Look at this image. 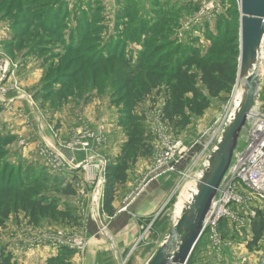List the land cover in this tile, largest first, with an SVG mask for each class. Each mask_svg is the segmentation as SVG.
Instances as JSON below:
<instances>
[{"label":"rangeland","instance_id":"rangeland-1","mask_svg":"<svg viewBox=\"0 0 264 264\" xmlns=\"http://www.w3.org/2000/svg\"><path fill=\"white\" fill-rule=\"evenodd\" d=\"M67 1L70 10L79 1L86 4L102 2L106 8L105 24L106 26L109 24L110 34L113 33L112 20L115 18L120 0ZM214 1H219L221 4L219 14L230 15L235 11L236 5L234 6L231 0ZM152 2L145 4L140 14H149L150 17L154 8L151 6ZM164 2L170 5L177 2L181 5L187 3L197 5L194 10H174V14L170 15L173 20L170 23L173 32L169 33L171 37L168 36V39L175 40L174 46H181L182 49L194 46L205 54V51L213 45L209 33L214 35V38H222L224 28H219L218 15L200 26L195 27L189 24L200 8L196 0H164ZM236 2L239 10L238 1ZM5 8L0 10V59L9 65L10 74L0 85V150H3L0 153V179L6 168L7 177L11 176L13 181L21 178L27 166L30 170L37 167L32 174H37L40 171L38 168H47L46 173L52 177H59L65 183L61 186L59 182L51 181L50 183L44 179L46 191L43 195L57 201L62 209L65 206L71 207L79 217V225L68 224V222L63 224L49 218L36 224L30 222L23 213H12L5 228H0V256L2 250H6L14 254L11 264H46L48 259L57 256L59 249H54L48 242L36 245L35 241L61 236L72 246L77 243L83 244L82 250H72L75 255L70 262L76 264L77 258L85 253L88 242L94 237L93 233L97 230L96 224L106 221L103 210L106 170L108 165L116 163L123 154L128 140L127 129L130 124L122 120L126 102L116 103L120 95L114 96L117 86L113 84L116 80L113 72L110 70L105 72L107 77L103 76L100 80V75H93L92 71L87 72L85 68L81 71L74 69L75 79L70 81L69 88L63 89L62 92L51 89L52 94H61L59 98L53 99V95L47 98L46 96L50 93L47 84L51 83L57 74L56 66L64 62L69 57V53L63 50L60 43L47 44L42 51L31 52L29 46L34 42L31 40V37H35L34 33H40L42 38L47 37V33L32 29L25 37H20L19 31L15 33L13 30L15 27L13 16L7 18L9 10ZM167 8L168 6L161 7L162 10ZM16 9L14 13L11 12L15 17L19 14ZM157 10H160V7ZM164 12L154 18L163 17ZM238 25L237 33H233L232 29L229 37L237 35L240 44V20ZM168 39L162 42L165 43ZM129 49L131 51H128V55L131 56L127 58L131 57L134 60L138 59V52L143 50L140 44H132ZM177 56H171V60L174 61ZM101 82L104 85L101 86ZM50 86L53 88L52 85ZM198 87L207 94L206 88L200 81H198ZM238 91L239 85L236 83L229 92H222L212 98L210 107L202 115L188 112L187 124L179 129H173L161 120L165 88L159 95H156L158 93L154 91V95L148 97L136 109L139 113L145 112L146 120L143 123L146 131L151 134L153 154L149 158L139 159L131 169L135 171L142 168L139 173L141 177L139 190H145L156 182L164 184L167 195L162 211L168 213L172 222L171 227L174 225L181 205L188 203L196 187H193L188 196H185V191L189 190L190 185H196L197 179L193 175L196 173L200 175L207 151L213 149L219 139L218 130L222 124L223 115L236 107ZM5 97L10 101H4ZM246 131L244 130L241 134V145L244 144ZM169 142L181 143V149L175 150L171 161L177 169L173 172L168 166L157 165L158 161L164 162L165 147L170 146ZM77 154H83L85 158L81 162H75ZM180 158V162L175 164L174 162ZM84 163L89 165L85 169L81 166ZM98 164L100 167H95ZM73 167L80 168L73 169ZM182 172L188 175L187 178L181 176ZM73 174L75 175L72 178ZM166 181L168 182L165 187ZM70 183L77 191L74 197H66L62 194ZM257 208L258 211H264V204L258 205ZM222 223L223 226L220 225L217 230L220 246L213 247L210 235L207 234L204 249L198 253L196 264H264V239L258 246L249 248L252 239L251 225L240 226L228 220ZM155 224L156 221L150 225L153 227ZM149 236L150 239L157 238L151 234Z\"/></svg>","mask_w":264,"mask_h":264},{"label":"trees","instance_id":"trees-1","mask_svg":"<svg viewBox=\"0 0 264 264\" xmlns=\"http://www.w3.org/2000/svg\"><path fill=\"white\" fill-rule=\"evenodd\" d=\"M231 1L236 5L235 11L230 15L223 13L217 16L219 28H224L222 38H214V35L209 33L213 45L204 54L194 46L187 49L174 46L175 40L168 39V36L171 37L169 33L173 32V27L170 26L173 20L170 15L174 14V10L196 9L197 5H190L191 3L185 2L187 4L181 5L177 2L170 5L164 0H120L112 20L113 33L110 34L109 24H105L106 8L100 1L95 4L79 1L70 10L67 0H0V10L4 7L9 10L7 18L13 16V30L15 33L19 31L20 37H25L32 29L47 33L44 38L40 33H34L35 37H31L34 42L29 46L31 52L42 51L47 44L60 43L63 50L69 53V57H65L64 62L56 66L57 74L53 75L54 79L47 84L50 88L47 98L53 95V99H57L61 96L52 94L51 89L62 92L70 87V81L75 79L74 69L81 71L85 68L87 72L92 71L93 75H100V80L103 76L107 77L105 72L109 70L113 72V76L115 74L116 80L113 84L117 88L114 96L120 95L116 103L126 102L122 120L130 126L127 129L128 140L123 154L116 163L107 166L103 202L106 215H115L114 202L118 191L128 182L130 169L139 159L149 158L153 154L151 134L146 131L143 123L146 120L145 112L139 113L137 107L153 96L154 91L159 95L165 88L161 120L173 129H179L187 124L188 112L202 115L210 107L212 98L222 92H229L236 85L240 44L237 35H229L232 29L233 33H237L240 13L237 0ZM151 2L154 8L150 17L149 14H140L144 5ZM162 6L168 8L162 10ZM156 7H160V10ZM15 9L19 12L16 17L11 14ZM162 12L164 16L156 20L154 16ZM165 39H168V44L162 42ZM132 44H140L143 49L138 52L136 60L127 58L131 56L128 51H131L129 46ZM175 55H178L177 58L171 60V56ZM198 81L206 88L207 94L200 90ZM2 151L0 150V153ZM31 169L27 166L21 178L14 181L11 176L7 177V168L3 170L0 179V228H5L12 213H23L30 222L36 224L49 218L63 224L68 222L79 225V217L71 207L65 206L62 209L57 201L43 195L46 191L44 179L50 183L59 182L61 186L65 182L59 177L50 176L45 167L38 168L40 171L37 174H32L37 167ZM62 194L74 197L77 191L70 183ZM251 234L249 248L253 249L264 239V211H259L252 221ZM206 235L204 233L188 264L198 263V253L204 249ZM74 255V251L60 248L57 256L48 259L46 264H71L70 260ZM13 258L12 252L2 250L0 264H11Z\"/></svg>","mask_w":264,"mask_h":264},{"label":"water","instance_id":"water-1","mask_svg":"<svg viewBox=\"0 0 264 264\" xmlns=\"http://www.w3.org/2000/svg\"><path fill=\"white\" fill-rule=\"evenodd\" d=\"M240 11V57L237 83L244 94L234 118L217 143L209 164L196 186V193L175 218L162 245L147 264H188L201 238L204 222L220 184L238 148L247 117L261 89L264 43V0H237Z\"/></svg>","mask_w":264,"mask_h":264},{"label":"built area","instance_id":"built-area-1","mask_svg":"<svg viewBox=\"0 0 264 264\" xmlns=\"http://www.w3.org/2000/svg\"><path fill=\"white\" fill-rule=\"evenodd\" d=\"M196 1L200 4V8L193 20L190 21L189 24L191 26H200L208 20L214 17L216 18V15H219L221 9L219 1ZM8 66L9 65L6 64L4 60L0 59V85L6 81V77L8 78L10 74ZM4 101L7 102L10 100L6 98ZM235 111L236 110L228 111L223 115L221 119L222 124L218 130L219 139L217 143L221 140L223 134L232 122ZM244 130H247L244 137V144H240V139L238 148L234 152L232 163L220 184L204 222L205 233L210 235V242L213 247L220 246L217 230L223 221L228 220L233 223L236 222L240 226H250L259 212L257 206L264 204V89L262 88L260 89L258 100L248 114ZM217 143L213 149L207 151V155L202 163L203 167L200 171V175H197V173L193 175L194 178L197 179L195 180L196 185L208 167L209 158L216 149ZM168 144L170 146L165 147L166 157L163 159L164 162L158 161L157 165L168 166L170 167L169 170L173 172L177 169L176 165L174 166L171 161L174 158L175 150L181 149V143L169 142ZM180 160L181 158L174 163L178 164ZM81 166L85 169L89 165L88 163H84ZM95 167H100V165L98 164ZM79 168L80 167H73V169ZM181 176L187 178L188 175L182 172ZM43 239L44 240L35 241L36 245L48 242L56 250L60 248H68L71 250L83 249V244L77 243L75 246H72L61 236Z\"/></svg>","mask_w":264,"mask_h":264},{"label":"crops","instance_id":"crops-1","mask_svg":"<svg viewBox=\"0 0 264 264\" xmlns=\"http://www.w3.org/2000/svg\"><path fill=\"white\" fill-rule=\"evenodd\" d=\"M262 53L264 59V49ZM261 88L264 89V62ZM83 158V154H77L74 160L81 162ZM141 171L142 168L130 169L128 182L118 191L114 202L115 215L104 213L106 221L96 224L94 237L76 264H147L162 245L172 229L168 213L162 211L167 189L164 184L156 182L139 190ZM154 221L156 224L151 227ZM150 234L158 239H150Z\"/></svg>","mask_w":264,"mask_h":264},{"label":"bare ground","instance_id":"bare-ground-1","mask_svg":"<svg viewBox=\"0 0 264 264\" xmlns=\"http://www.w3.org/2000/svg\"><path fill=\"white\" fill-rule=\"evenodd\" d=\"M199 7H200V6H199ZM238 85H239V91H238V97H237L236 102H235L236 107H235L234 110H237V109L240 107V105H241V103H242V100H243V94H244L243 86H242L240 83H238ZM235 112H236V111H235ZM195 186H197V185H195V184H191L189 190H186V191H185V193H186L185 196H188L189 191L192 190L193 187H195ZM196 191H197V190H196V187H195L194 190L192 191V196L189 197V200L186 199V201L188 200V203H189L190 200L193 198V196H194V194L196 193ZM190 192H191V191H190ZM190 195H191V193H190ZM186 204H187V203H186ZM186 204H185V205H186ZM185 205H184V206L181 205L180 211L178 212V216L181 214L182 209L185 207ZM178 216H177V217H178ZM51 233H52V232H51ZM29 239H30V238H29ZM223 239H224V238H223ZM25 246H26V245H25ZM214 252H215V251H214Z\"/></svg>","mask_w":264,"mask_h":264}]
</instances>
